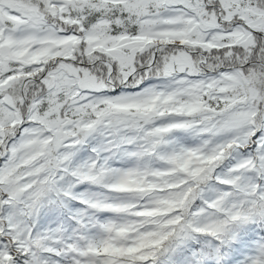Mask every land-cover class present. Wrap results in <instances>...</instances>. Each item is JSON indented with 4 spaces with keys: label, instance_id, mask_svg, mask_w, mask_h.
<instances>
[{
    "label": "snow or ice",
    "instance_id": "1",
    "mask_svg": "<svg viewBox=\"0 0 264 264\" xmlns=\"http://www.w3.org/2000/svg\"><path fill=\"white\" fill-rule=\"evenodd\" d=\"M0 264H264V0H0Z\"/></svg>",
    "mask_w": 264,
    "mask_h": 264
}]
</instances>
